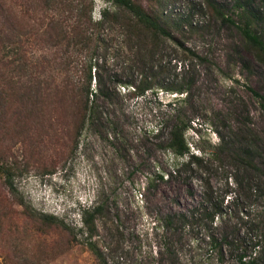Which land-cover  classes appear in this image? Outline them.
Returning a JSON list of instances; mask_svg holds the SVG:
<instances>
[{
	"label": "rangeland",
	"instance_id": "1",
	"mask_svg": "<svg viewBox=\"0 0 264 264\" xmlns=\"http://www.w3.org/2000/svg\"><path fill=\"white\" fill-rule=\"evenodd\" d=\"M135 1L200 57L166 49L155 62L160 84L190 81L189 101L164 90L124 96L119 111L102 106L103 125L76 132L63 104L46 97L36 103L27 93L37 69L0 67L10 76V85L0 81V165L11 182L9 188L0 173V264H240L237 244L250 255L254 242L263 250L256 264H264V171L255 168H264V103L254 94L264 95V64L207 4L237 23L243 5L264 37V0ZM104 3L94 0L92 19ZM20 4L34 0H0V30L21 31L32 13ZM71 53L64 58L83 55ZM56 62L39 74L44 90L53 79L81 80L76 61L69 69H61L62 58ZM113 66L123 79L120 62ZM169 104L188 117L184 138L199 162L181 165L186 156L159 146ZM211 210L212 222L205 217ZM167 214L185 218L166 226Z\"/></svg>",
	"mask_w": 264,
	"mask_h": 264
},
{
	"label": "trees",
	"instance_id": "2",
	"mask_svg": "<svg viewBox=\"0 0 264 264\" xmlns=\"http://www.w3.org/2000/svg\"><path fill=\"white\" fill-rule=\"evenodd\" d=\"M104 5L99 9L96 19H92L94 0H34V5H21L22 13H32L22 23L19 33H5L0 30V67L4 70L24 68L37 69L35 85L27 93L34 97L36 103L49 98L53 102L65 106L74 119L72 129L78 132L84 125H103L100 122L104 110L102 106L114 111L120 109L115 106L124 96L127 98H142L147 93L157 90L181 94L182 104L189 101L191 84L189 80H179L173 86L160 84L156 78V63L159 62L166 49L178 53L183 59L200 58L191 48L159 20L135 0H103ZM210 9L216 14L220 22L233 25L241 41L253 50L256 58L264 64V37L254 28L253 20L247 14L243 5H240L238 23L226 16L220 5L207 2ZM42 8V11H41ZM49 10L51 14H45ZM35 15V13H39ZM42 12V13H41ZM14 22L12 26L14 28ZM27 48H36L35 53L26 55ZM50 49L52 57L47 59L44 50ZM71 50L70 57L82 55L81 59L64 58L67 50ZM59 51L62 53L59 54ZM110 56V58H108ZM62 58V68H68L70 62H75L81 72V80L74 82L65 80L59 84L51 80L52 88L46 91L44 81L38 80L44 66L58 65L56 59ZM108 59L110 61H108ZM120 62V71L124 78L120 79L116 73L115 62ZM158 64V63H157ZM6 73L0 72V81L10 85ZM31 80V79H30ZM32 81V80H31ZM29 81V82H31ZM42 83L43 85H41ZM30 84V83H29ZM41 85V86H40ZM46 90H44V88ZM119 88L124 92L120 93ZM16 93V92H15ZM17 94V93H16ZM259 99L264 103V95ZM37 111H41L38 108ZM166 119V137L159 146L169 151L173 156H186L187 160L181 165L199 162L200 159L189 152L184 138V131L190 126L189 119L179 107L169 104ZM264 153V146L260 147ZM247 155V152L245 153ZM248 157V156H246ZM251 158V157H249ZM251 159L245 161L250 164ZM257 170L264 171L262 165H255ZM0 173L5 174L4 180L11 188L10 176L0 165ZM159 177H161L159 175ZM96 211V208L93 212ZM217 211L205 213L206 219L212 222ZM175 218L184 219V214H167L164 216V225L169 226ZM86 226L92 224L90 219L83 218ZM245 244V243H244ZM94 255L100 259V252L90 245ZM241 250L237 259L240 264H256L263 254L257 242L252 244V253L247 255L246 245L237 244Z\"/></svg>",
	"mask_w": 264,
	"mask_h": 264
}]
</instances>
